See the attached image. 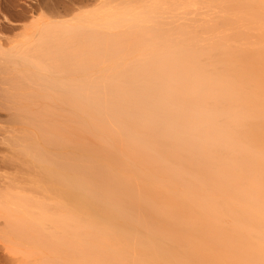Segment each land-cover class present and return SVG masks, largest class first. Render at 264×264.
<instances>
[{"label": "bare ground", "instance_id": "obj_1", "mask_svg": "<svg viewBox=\"0 0 264 264\" xmlns=\"http://www.w3.org/2000/svg\"><path fill=\"white\" fill-rule=\"evenodd\" d=\"M39 1L0 23L8 264H264V0Z\"/></svg>", "mask_w": 264, "mask_h": 264}, {"label": "rangeland", "instance_id": "obj_2", "mask_svg": "<svg viewBox=\"0 0 264 264\" xmlns=\"http://www.w3.org/2000/svg\"><path fill=\"white\" fill-rule=\"evenodd\" d=\"M68 1L69 0H60L61 3H65ZM0 10H7L8 16L10 18V21L8 23H4L3 21H1L0 23L4 24L9 28L19 29L24 25L28 24L32 19H38L43 16L51 17L52 15H54L50 14L52 12L44 8V6L40 3L39 0H0ZM65 10L66 8L63 5H57L52 9L55 14L60 15L58 19L61 20L70 18L68 16L70 13ZM17 32H19V30L14 31L12 33L2 32V35L12 37ZM7 256L8 255L5 252L0 251V264H5L6 262L8 264L9 256Z\"/></svg>", "mask_w": 264, "mask_h": 264}]
</instances>
